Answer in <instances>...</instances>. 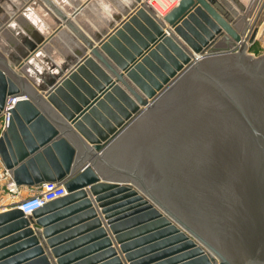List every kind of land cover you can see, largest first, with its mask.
<instances>
[{
    "label": "water",
    "instance_id": "water-1",
    "mask_svg": "<svg viewBox=\"0 0 264 264\" xmlns=\"http://www.w3.org/2000/svg\"><path fill=\"white\" fill-rule=\"evenodd\" d=\"M18 1L0 0V30ZM38 1L0 49V114L25 96L0 156L17 185L68 193L0 211V264H264V0L254 16L178 0L162 19L127 0L94 29L82 15L104 0ZM57 34L72 52H46Z\"/></svg>",
    "mask_w": 264,
    "mask_h": 264
},
{
    "label": "built area",
    "instance_id": "built-area-1",
    "mask_svg": "<svg viewBox=\"0 0 264 264\" xmlns=\"http://www.w3.org/2000/svg\"><path fill=\"white\" fill-rule=\"evenodd\" d=\"M25 98L20 95H9L4 108L0 114V126L6 128L11 117V110L16 103ZM68 193L64 182H43L33 186L17 185L11 170L7 168L0 156V202L7 196L8 204L11 207L20 208L24 215L32 214L47 202L61 197Z\"/></svg>",
    "mask_w": 264,
    "mask_h": 264
},
{
    "label": "crops",
    "instance_id": "crops-1",
    "mask_svg": "<svg viewBox=\"0 0 264 264\" xmlns=\"http://www.w3.org/2000/svg\"><path fill=\"white\" fill-rule=\"evenodd\" d=\"M62 1L65 4L64 8L67 10L66 12L69 13L73 11L74 9H76L78 6H80L84 0H62ZM29 2L30 0H23V1L16 2V5L18 6L17 10L13 11L14 15L12 16L11 14L10 15L11 17H9L7 21L5 22L7 24V27L4 30H0L1 31L0 32V49L1 50H2V45L7 46L9 45L10 41H17L19 39V34L21 32H24L23 23L33 22V24H35L37 23V21L42 19L41 15L46 14V10L48 9H47V6L43 2L38 1V5L34 7L32 3H29ZM25 6L27 10H29L30 12H26V10L24 9ZM18 8L20 9L19 11H18ZM40 11L42 12L41 15L39 14ZM20 16L22 17L20 18ZM83 16L84 15H82V18ZM2 18H3V15H0V26H2L1 25ZM66 34H69V33H66ZM53 40L54 41L52 45L48 44V47L46 50L47 53L58 52L62 56H65L67 53L72 52L74 43L72 42L71 37H68L65 34L64 35L57 34L55 35ZM8 202L9 200L7 199V196H5L2 199V203L0 202V211L3 209L5 210L8 208H12L10 205L4 206V204H8Z\"/></svg>",
    "mask_w": 264,
    "mask_h": 264
},
{
    "label": "rangeland",
    "instance_id": "rangeland-1",
    "mask_svg": "<svg viewBox=\"0 0 264 264\" xmlns=\"http://www.w3.org/2000/svg\"><path fill=\"white\" fill-rule=\"evenodd\" d=\"M116 1H117V3L115 2L113 4H110L111 3L110 1L109 2H106L105 0L104 1H98L97 4H94L92 6L93 10L89 9L88 12L85 11L84 16H83L84 22L86 24H88L89 27L91 26L93 29L98 27L95 25V23H99V24L104 23L105 24L107 16L109 14H111V12L113 10H119V9H121V8H119V6H121L123 3H127V0H116ZM177 1L178 0L172 1V3L167 8H165L162 11H159V10L158 11L160 13L162 12L163 14H165L172 6H174L177 3ZM240 1L243 2V0H240ZM259 1L260 0H255V2L252 5V3L248 4L247 0H244L245 7H247L246 13L249 14L250 16H253L254 12L256 11V8H257L256 5ZM154 2H157V0H154L153 3ZM164 2L169 4L171 1L169 2L167 0H164ZM233 5L236 8V12H238L240 14L243 13V11L239 8V6H236L235 3H233ZM160 7L162 8L161 4H160ZM107 13H109V14H107ZM104 15L106 16L105 19H104V17H105ZM257 26H259V34H258L259 39H257V41L254 43V45H252V47L250 49V52L255 54V55L261 54L262 52H264V9H263V12L261 13L259 20H258ZM262 36H263V38H262ZM1 130H2V127L0 126V133H1Z\"/></svg>",
    "mask_w": 264,
    "mask_h": 264
},
{
    "label": "bare ground",
    "instance_id": "bare-ground-1",
    "mask_svg": "<svg viewBox=\"0 0 264 264\" xmlns=\"http://www.w3.org/2000/svg\"><path fill=\"white\" fill-rule=\"evenodd\" d=\"M144 1V0H143ZM147 1V0H146ZM153 1L154 0H149L148 1V5L150 6V8L152 9V11H154L157 15H158V17L159 18H161L162 19V17H163V13L161 12H159V11H162V10H164L165 8H167L171 3H172V1H175V0H167V1H171L169 4L168 3H166V2H164V0H157V2H154L153 3ZM145 2V1H144ZM160 4H161V6H162V8L160 7ZM257 9V8H256ZM159 10V11H158ZM256 12V11H255ZM255 12H254V15H255ZM253 15V16H254ZM63 30H65V33L66 32H68L70 35H71V33L69 32V30L66 28H64ZM72 36V35H71ZM73 37V36H72ZM74 38V37H73ZM262 38H263V36H262ZM258 39H259V36H258ZM53 44V43H52ZM51 44V45H52ZM32 70V69H31ZM4 128H2V130H3ZM1 130V131H2Z\"/></svg>",
    "mask_w": 264,
    "mask_h": 264
}]
</instances>
